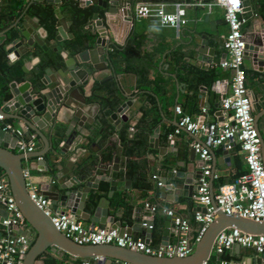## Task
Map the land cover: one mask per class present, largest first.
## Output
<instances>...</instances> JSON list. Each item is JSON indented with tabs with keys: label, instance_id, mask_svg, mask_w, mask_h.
Instances as JSON below:
<instances>
[{
	"label": "water",
	"instance_id": "obj_1",
	"mask_svg": "<svg viewBox=\"0 0 264 264\" xmlns=\"http://www.w3.org/2000/svg\"><path fill=\"white\" fill-rule=\"evenodd\" d=\"M69 1L71 0H29L20 17L9 28L0 32L2 35L10 28H15L17 31V37L5 45V48L8 54V65L11 66L17 61L21 62L23 79H14L6 90L0 91V114L4 116V120L0 121V171L9 185V193L13 196L27 223V230L18 231L30 240L24 264H37L43 254L49 252L58 254L63 252L74 259H96V264H105L107 260L120 264H203L210 259L216 236L224 229L237 228L251 234H264V222L228 215L219 210L217 217L208 226L190 255L184 258L153 256L112 244H77L56 229L50 217L31 200L24 176L27 170L26 160L24 154L19 151L17 142L22 136L28 135L29 130L42 137V130L45 127L55 128L57 126L55 121H62L67 123V130L65 138L62 139L63 145L58 152H54L53 164L57 171L52 174L51 183H42L40 186L41 193L50 200L52 210L55 213L74 214L78 219L90 223L91 228H94L96 224L110 223L111 227L117 229L120 234L142 231L141 226L144 224L145 242L150 243L152 229L149 226H153L154 216L150 205L143 210L146 217L142 220L138 217L140 209H136L133 216L135 225L126 228L121 226L119 221H114L113 217H108L109 200L106 197H99L100 181L109 182L111 194L118 189L123 190L130 187L129 175H125L126 180L121 184L117 181L118 175L115 173L118 168L113 158L107 163L99 153L95 152L94 154L98 157L94 160V164H91L87 157H83V151L74 150L78 145L77 141L86 137L92 127L101 126L107 122L119 131L122 125L129 120L126 112L133 109L131 108L133 103L127 94L121 93V96L126 98L124 101L120 99L117 103L113 102V104L102 107L100 103L94 105L88 103L85 86L97 80L98 74L106 72L110 67L108 56L109 46L112 43L110 37H113V41L119 42L114 37L112 26L116 23L117 26H120V23L123 26V22L132 26L133 3L130 0H74L82 8L91 5L98 6L103 11V15L101 16L100 11L97 10L89 16L88 24L92 23L94 38L87 37L85 48L63 50L58 43L74 37L69 30L71 21L66 20L61 11L62 3ZM34 2L55 5L56 34L54 41L49 39V33L40 23L39 17L29 14L28 10ZM250 11V2L243 1L244 14H249ZM210 40L215 39L208 37L197 42L198 46L194 48L193 55L196 61L212 63L215 50L209 47ZM34 45H38L44 52L52 50L57 53L55 59L50 61L48 56L30 54ZM245 48L246 59H260L264 62V37L246 39ZM107 78H112V75ZM107 78L100 80V85L105 84ZM220 86V82H216V89L219 93L222 92ZM221 88L224 93L226 85ZM252 105L256 108V102ZM59 116L66 119H60ZM261 120L262 117L259 121ZM259 121L254 122L256 127H259ZM4 124H9L11 127L4 128ZM85 124L90 128H87ZM157 132L158 129L149 138L150 148L155 142L156 148L161 149L153 137ZM129 134H132L131 130ZM258 134L263 155L264 135L259 131ZM46 153L47 151L41 154L33 151L26 157L27 160L39 156L44 157ZM210 155H212L213 162L223 164L229 162L230 152L227 150L223 149L222 156L218 158L211 150ZM188 160L190 163L187 164L186 170L180 177L184 181L181 188L173 189V185L167 183L166 179L159 180L161 185L158 187L163 199L167 197L171 199L170 196H173V200L177 201V197L181 194L190 198L194 194L195 182L202 176L204 164L198 163L202 159L200 153L195 152L193 148L189 151ZM97 169L108 171L109 174L106 176L94 174ZM210 188L213 192L212 185ZM171 189L173 192L168 195L167 191ZM185 191H188V194ZM213 205L216 207L215 201ZM202 211L205 212V209ZM6 215L5 206L0 202V236ZM171 221V217L166 215L161 245L169 244ZM243 262L244 259H241L228 264H242Z\"/></svg>",
	"mask_w": 264,
	"mask_h": 264
},
{
	"label": "crops",
	"instance_id": "obj_2",
	"mask_svg": "<svg viewBox=\"0 0 264 264\" xmlns=\"http://www.w3.org/2000/svg\"><path fill=\"white\" fill-rule=\"evenodd\" d=\"M130 1L134 5L137 1L146 0ZM243 1H249L251 7L250 13L244 14L245 23L242 26V31L245 39L264 37V20L256 15L255 6L251 0ZM1 2L3 0H0ZM147 2L164 3L167 11H173V3L175 2L184 3L187 24L176 29L174 27L162 26L154 18H133L131 27L129 24H124V22L123 26L122 23H120V26H117V23L113 26L111 24L114 37L119 41H113V37H110L112 43L109 48L118 47L116 48V53L112 55V60L109 62V66L112 67L108 66L109 68L106 72L98 74L97 80L86 85L85 94L88 103L92 105L99 104L97 98L94 96L93 87L96 83L100 85V80L112 75V78H107L103 85L113 82V86L116 89H121V93L127 94L133 103L131 107L133 109H129L126 112L129 120L121 127V129H127L126 135H120L121 129L116 131L113 125L105 122L101 126H94L91 130L89 129L88 135L77 141L78 145L75 146L74 150L83 151V157H87L91 164H94V160L98 157L97 153L107 163L113 158L118 168L117 173H115L118 175L117 181L121 184L126 180L125 175H128L127 162L129 159L140 163V171L144 176H147L149 179L154 175L157 176L156 179H151L156 185L155 189L143 192V194L134 198V207L130 213L125 211L123 206L119 204V200L125 192L133 188L132 177L129 176V188L118 189L111 192V194L109 182L100 181L101 192L99 197H106L109 200L108 217H113L114 221H119L121 226L126 228L135 225L133 216L136 209H140L138 217L139 220H142L143 217H146L143 211L146 205L155 206L157 210L154 212L153 226L154 224L157 225L154 230H151L149 244L159 246L161 245L162 231L166 220V209L173 210L176 214L188 220L191 224L190 239L194 237L198 229V225L194 221V213L198 207H195L192 202L193 195L190 198L181 194L177 197V201L173 200V196H170L171 199H168V197L163 199L157 185L159 180L166 179L167 183L173 185V189L181 188L184 181L180 177L186 170L187 164L190 163L188 156L192 144L197 141L204 142L203 136H194L187 132H181L174 137L173 143L169 142L168 136L174 130L177 120L175 107L180 106L193 119H199L204 122L216 123L227 121L230 113L222 110L220 101L222 96L228 95L230 92L229 81L232 73L230 70L221 67L223 60L229 58L223 48V40L229 32V27L225 21L224 10L220 5L214 3L213 0H147ZM66 20L68 19L66 18ZM91 26L92 23H87L86 28L93 35ZM10 29L0 35V43L7 45L17 37L15 35L9 41L6 39L13 33H17L15 28L12 32H9ZM208 37L215 39L209 41V47L215 50L212 63L196 61L193 58L195 53L194 48L198 46L197 42L203 41ZM65 43V40L58 43L63 50H67ZM126 43H128V46L123 52ZM34 47L35 54L32 51H30V54L42 57L40 54L42 52L41 48L38 45H34ZM39 49L40 53H38ZM4 51L8 62L6 48ZM177 57H181L183 63L181 67L176 62ZM15 64L21 65V62L17 61ZM244 66L254 122L259 121L260 117H262V120L258 123L260 129L259 127H256V129L264 135V62L260 59L245 58ZM11 70L18 72L16 66ZM201 70L213 71L211 75L213 78L212 83L205 84L198 82V76L196 75ZM216 82H220L221 93L216 89ZM224 85H226V89L223 93L221 87ZM120 99L124 101L126 98L121 96ZM253 102H256V108L253 107ZM99 105L101 106V104ZM144 110L149 112L152 124L155 123L149 138L158 129V132L153 137L161 149L156 148L155 142L153 143V147L150 148L148 138V142L142 150H138L136 154L130 155L127 153V149L133 140L137 138V126L143 117ZM59 118L66 119L63 116H59ZM55 122L57 124L55 128L49 126L42 130V137L32 130H29V134L25 137H21L23 141L33 142L35 151L38 153L41 154L47 151L41 161L36 160V158L25 161L28 179L39 189L42 183H51L52 174L57 171L55 164H53V158L58 149L63 145L62 139L66 136L67 123L62 121ZM85 125L87 128H90L89 125ZM26 130L28 129L26 128ZM130 130L132 131L131 135L129 134ZM58 138H60V141L57 146L58 142L56 140ZM210 150L215 157L222 156V148L217 147ZM95 152L96 154H94ZM229 152V162L224 164L213 162L211 155V173L207 176V179L209 184L212 185L213 192L220 185L231 183L236 172L247 169L243 156L237 147ZM201 162L203 163L202 160L198 161L199 164ZM261 162L264 164V154L262 155V153ZM94 174L106 176L109 172L97 169L94 171ZM197 183L198 179L195 182L194 191L196 190ZM173 189L167 191L168 195L172 194ZM156 191L157 194L155 193ZM185 193L188 194V191H185ZM108 194L110 195L108 196ZM147 198L149 200H145ZM82 222L85 227L91 228L90 223ZM106 224L111 225L110 223ZM98 226L101 225H95V227ZM141 227L142 231H133L130 235L145 239L144 224ZM23 230H27V227ZM154 232L157 233L156 236H159L157 241L153 238ZM175 241L176 239L171 231L169 244ZM51 255L57 258L58 264H83L85 261L95 264L93 259H74L63 252L59 254L54 252L43 254L42 259L37 264H42ZM241 259H244L242 264H262L260 258L252 250L238 245L225 250L221 255L212 252L210 257L213 264H219L220 261H226V264H228L231 261H239ZM105 264L120 263L107 260Z\"/></svg>",
	"mask_w": 264,
	"mask_h": 264
},
{
	"label": "built area",
	"instance_id": "obj_3",
	"mask_svg": "<svg viewBox=\"0 0 264 264\" xmlns=\"http://www.w3.org/2000/svg\"><path fill=\"white\" fill-rule=\"evenodd\" d=\"M224 10L225 21L229 32L223 40V48L229 58L224 59L221 67L231 71L229 81L230 92L222 96L220 106L229 114L227 121L209 123L193 119L180 106L175 107L176 125L168 136L170 143L181 132L194 136H203L204 142H194L192 148L200 153L203 161V174L199 178L192 202L198 209L194 213V221L198 225L196 234L189 238L191 224L173 210L166 209L165 214L171 217V231L176 239L167 246H152L142 237L120 234L111 225L105 224L87 228L83 222L71 213H55L50 200L24 173L27 190L31 200L51 219L54 227L77 244L103 245L112 244L132 251L153 256L184 258L190 255L195 245L201 240L208 226L217 217V211L228 215H236L264 222V164L261 162V146L258 130L252 115L249 91L246 85V39L242 31L245 23L243 0H213ZM184 3H173V11H167L164 3L137 1L132 7L135 19L154 18L162 26L176 29L187 24ZM4 120L0 114V121ZM4 124V128H10ZM19 151L26 155L35 151L33 142L18 140ZM222 148L230 151L237 147L247 166V172L231 183L220 185L215 192L211 191L207 176L211 173V148ZM39 156L36 160L41 161ZM156 179L157 176H153ZM157 185L161 183L158 181ZM216 203V207L213 205ZM0 202L5 206L7 215L2 223L0 236V264H24V257L30 247V240L18 231L27 227V223L19 210L13 196L9 193V185L4 177H0ZM148 207V205H146ZM204 208L205 212L201 209ZM155 212L157 208L151 206ZM153 226H149L152 229ZM239 245L252 250L264 264V234H251L237 228H227L216 236L212 252L221 255L225 250ZM96 264V259L94 260ZM220 261L219 264H226ZM83 264H91L85 261ZM203 264H210L204 262Z\"/></svg>",
	"mask_w": 264,
	"mask_h": 264
},
{
	"label": "trees",
	"instance_id": "obj_4",
	"mask_svg": "<svg viewBox=\"0 0 264 264\" xmlns=\"http://www.w3.org/2000/svg\"><path fill=\"white\" fill-rule=\"evenodd\" d=\"M2 1V0H1ZM147 1V0H146ZM151 1H159V0H151ZM251 2L255 6V12L256 15L259 16L261 19L264 20V0H251ZM29 3V0H3V2L0 3V31L9 27L12 23L15 22L17 17L20 15V13L23 12L26 5ZM55 5L46 3V2H34L28 12L32 16H38L40 19V23L47 29L49 33V39L51 41H54V36L56 34V16L54 13ZM100 10L101 16L103 15V11L99 9L95 5H91L88 7H80L77 1L71 0L69 2H64L61 5V11L65 15V17L71 21L70 30L73 33V38L65 40V48L66 49H77L82 50L86 47V39L87 37H90L91 39L94 38V35H92L88 29L86 28L88 23L89 16L97 11ZM244 17V16H243ZM14 31V28H11L9 32ZM17 33H13L10 37H7L6 39L9 41L12 39ZM8 36V35H6ZM128 46V43L125 44V47L123 48V52ZM116 48L108 50L109 52V60H112V55L116 53ZM5 45L3 43H0V91L6 90L9 84L14 80H21L22 74H21V65L15 64L12 66L8 65V62L6 60L5 56ZM42 50V49H41ZM32 52L35 54V47H33ZM40 53V49L39 52ZM42 56H48L50 58V61L55 59L56 54L52 50H49L47 52L42 51L40 53ZM176 62L181 67L182 60L181 57L176 58ZM17 67L18 72H15L11 70L14 67ZM213 71L210 70H201L197 73L196 76H198V82H202L205 84H210L213 82L212 75ZM94 93L95 97L97 98V101L101 104L102 107L119 102L121 97V89H116L113 86V82H110L106 85H99L96 83L94 85ZM102 91V94H101ZM149 112L144 110V114L140 122L137 126V138L133 140L129 148L127 149L128 154H136L138 150H142L147 142L149 135L151 131L153 130V127L155 123L152 124V120L149 117ZM60 130V129H59ZM126 128H122L120 130V135H126ZM60 133V131H59ZM57 146L59 144L60 138L56 140ZM33 160V159H31ZM141 165L139 162L135 160L129 159L127 162V172L130 177L133 178V188L129 191L125 192L124 195L120 197L119 204L123 206L125 211L130 213L133 210L134 202L133 199L139 196L140 194H143V192H147L148 190L155 189L156 185L153 182V179H149L147 176H144V174L140 171ZM246 170L238 171L234 174L235 181L239 176L246 173ZM2 171H0V177L2 176ZM157 189V188H156ZM157 194V191L155 192ZM145 200H149L148 198ZM157 224H154L153 230L156 228ZM157 233H153V238L155 241L158 240L159 236H156ZM208 263L213 264L212 261L209 259ZM42 264H58V260L55 256H48Z\"/></svg>",
	"mask_w": 264,
	"mask_h": 264
}]
</instances>
